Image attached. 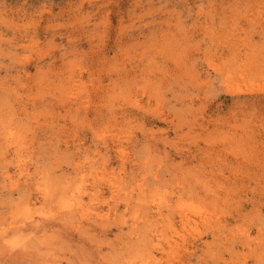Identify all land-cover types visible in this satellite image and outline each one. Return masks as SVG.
<instances>
[{"label": "rangeland", "instance_id": "rangeland-1", "mask_svg": "<svg viewBox=\"0 0 264 264\" xmlns=\"http://www.w3.org/2000/svg\"><path fill=\"white\" fill-rule=\"evenodd\" d=\"M0 264H264V0H0Z\"/></svg>", "mask_w": 264, "mask_h": 264}]
</instances>
